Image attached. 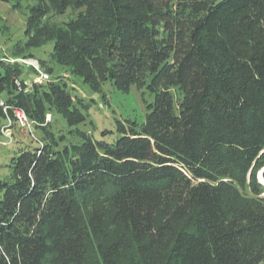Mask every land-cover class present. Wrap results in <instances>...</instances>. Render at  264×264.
Listing matches in <instances>:
<instances>
[{
  "label": "trees",
  "instance_id": "16d2710c",
  "mask_svg": "<svg viewBox=\"0 0 264 264\" xmlns=\"http://www.w3.org/2000/svg\"><path fill=\"white\" fill-rule=\"evenodd\" d=\"M0 1L27 10L3 54L53 42L91 90L154 96L97 138L75 82L0 60V118L41 132L0 180V264H264V0Z\"/></svg>",
  "mask_w": 264,
  "mask_h": 264
},
{
  "label": "rangeland",
  "instance_id": "374dc122",
  "mask_svg": "<svg viewBox=\"0 0 264 264\" xmlns=\"http://www.w3.org/2000/svg\"><path fill=\"white\" fill-rule=\"evenodd\" d=\"M27 2L24 1V5ZM27 10L24 11L13 9L12 3L0 1V53L10 54L12 46L19 40L25 38ZM69 10L66 14L60 15L59 21H66L71 16ZM53 42L33 49L35 58L46 59L54 67V75H61L68 80L70 84L77 86V92L87 98H94L96 104L91 108L88 120L97 125L94 135L102 138L101 131L106 128H113L115 119H132L142 123L147 114V102H153L154 96L147 90H139L132 86L130 92H121L112 84L106 83L101 92L91 90L88 85L83 83L80 78L72 76L66 68L58 66L51 60V51ZM27 80L33 82L36 73L30 68H26L24 75ZM56 131L65 129L66 121L60 116L55 115L52 120ZM91 124V123H90ZM87 124L85 129H90ZM92 125V124H91ZM94 127V126H93ZM31 132L22 129L17 122L13 127L5 118H0V180L7 179L11 173V159L17 155L19 149L26 145L35 146L37 140L41 137L40 130L34 125ZM108 139V138H107ZM109 140V139H108Z\"/></svg>",
  "mask_w": 264,
  "mask_h": 264
},
{
  "label": "built area",
  "instance_id": "2783aa9c",
  "mask_svg": "<svg viewBox=\"0 0 264 264\" xmlns=\"http://www.w3.org/2000/svg\"><path fill=\"white\" fill-rule=\"evenodd\" d=\"M0 60H7L9 62H18L22 64L25 67L28 68H33L36 72V78L34 79L35 82H44L50 79V74L43 70V68L40 65V62L38 59L33 58V57H10L6 54H1L0 53ZM27 84H31L29 80H26ZM15 115L17 117V121L20 124L22 129L27 130V132L32 131L33 124L32 122L28 119L26 114L22 112L21 110H16ZM52 118L51 114H47L46 116V121H50ZM9 123L12 124V121L9 120Z\"/></svg>",
  "mask_w": 264,
  "mask_h": 264
},
{
  "label": "bare ground",
  "instance_id": "6f19581e",
  "mask_svg": "<svg viewBox=\"0 0 264 264\" xmlns=\"http://www.w3.org/2000/svg\"><path fill=\"white\" fill-rule=\"evenodd\" d=\"M260 178L263 180L262 176Z\"/></svg>",
  "mask_w": 264,
  "mask_h": 264
}]
</instances>
